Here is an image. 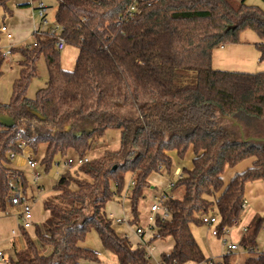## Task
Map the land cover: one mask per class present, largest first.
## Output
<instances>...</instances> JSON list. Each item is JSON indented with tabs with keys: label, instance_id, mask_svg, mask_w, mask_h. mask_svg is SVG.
Returning <instances> with one entry per match:
<instances>
[{
	"label": "trees",
	"instance_id": "trees-1",
	"mask_svg": "<svg viewBox=\"0 0 264 264\" xmlns=\"http://www.w3.org/2000/svg\"><path fill=\"white\" fill-rule=\"evenodd\" d=\"M10 1L0 0L4 15H12ZM57 3L53 24L78 54L73 69H63L55 47L58 35L48 29L34 32V46L18 49L19 75L9 101L0 103V114L14 119L12 126L0 124V212L7 208L10 175H18L23 189L27 187L23 172L10 166V154L21 153L19 140L33 153L45 145V169L68 150L85 157L107 129H119V147L59 176L44 200L48 215L43 230L36 227L33 236L23 230L25 246L13 247L9 264L95 262L96 251L81 245L91 230L116 264H148L144 247L132 246L116 233L105 205L113 199L122 202L126 192L131 222L137 223L138 202L151 185L149 177L171 171L170 152L183 160L189 150L191 167L181 168L182 177L173 186L181 187L182 195L164 203L169 217L156 216L151 241L173 239L171 251L161 254V264L214 260L205 257L191 226L203 225V215L217 216L219 229L232 226L240 220L246 184L264 180V143L235 139L223 123L264 119V71L213 69L212 53L239 43L241 32L251 30L264 61V8L245 0ZM133 3L135 10L126 16ZM40 56L47 82L29 98L27 88L37 76ZM3 62L0 53V76ZM126 108L133 113L119 114ZM246 159L251 166L225 182V170ZM129 180L133 185L128 188ZM261 223L262 218H253L239 241L249 253L241 264H264V254L256 252ZM217 264L234 263L226 253Z\"/></svg>",
	"mask_w": 264,
	"mask_h": 264
},
{
	"label": "rangeland",
	"instance_id": "rangeland-1",
	"mask_svg": "<svg viewBox=\"0 0 264 264\" xmlns=\"http://www.w3.org/2000/svg\"><path fill=\"white\" fill-rule=\"evenodd\" d=\"M40 2L48 6L44 18L47 20L45 25H41L42 18L39 16V10L37 7ZM247 4L258 5L264 8V1L262 0H245ZM28 3L29 5H23ZM57 0H12L8 7L12 15H4L3 11L0 10V21L3 25L7 27L8 31L12 35L11 40H7L4 33H0V53L5 54L10 47H14L15 50L11 54H5L4 62L2 63L1 70L2 75L0 76V103H7L11 96V89L13 81L18 77L20 67L19 60L22 59L18 49L23 47L31 46L35 41L34 28L46 30L50 27H54V13L57 8ZM77 49L70 45H65V47L59 52V62L63 69L72 70L74 67V61L76 60ZM261 64H264L262 61ZM260 64V65H261ZM37 76L32 79L27 88V97L33 98L36 91L43 88L47 82V69L45 65V60L43 56H40L36 63ZM264 71V70H261ZM119 114L127 113L132 114L133 109L126 108L120 109ZM230 131L235 133V139H241V134L238 126L235 122H223ZM240 123V122H239ZM242 131L245 137L252 136H264V119L253 120L250 124L240 123ZM119 129H107L104 135L92 142L90 150L87 152L86 156L88 159H93L99 157L105 150H115L119 147ZM45 145L39 144L36 153H33L29 148H26L23 152L17 153L14 158L10 161V166L17 168L23 172L28 185V194L33 193L37 197V200L33 206V219L38 224L39 228H43V222L48 215V212L44 209V200L53 193L52 187L54 183L58 180L59 176L67 171L74 173L78 166L74 163L70 166L66 165L68 158L73 160L76 159L77 155L74 151L68 150L63 156L54 157L53 162L50 166L45 169L44 164L41 163L43 157ZM173 154V153H172ZM30 156L36 163L33 169L29 168L25 162L26 157ZM193 158V153L190 151L187 153L183 160H179L174 156V167L176 165H184L185 163L191 165V160ZM247 160V159H246ZM173 169L169 173L163 172L161 179L163 181L175 180L176 177L173 175ZM34 173L39 174V183L43 184L46 189L42 192L37 193L30 191V187L35 186ZM157 174V173H154ZM129 177H126L128 181ZM224 181L227 180L228 174H223ZM157 189L144 190L143 197L140 198L138 202V214L139 218L137 221L138 225H146L147 217L149 215V205L154 201V195H158L162 188L160 184L154 185ZM35 190V189H34ZM172 195L174 197H180L182 195V188L178 187L172 190ZM123 205L126 207L129 204L128 200L123 201ZM130 209V204H129ZM105 210L108 214L113 217L120 216L122 219V205L121 201L113 199L106 203ZM7 211V210H5ZM244 212V209H243ZM0 212V249L8 251L12 256L15 247L16 249H22L25 246V241L22 234H12L11 230L18 228V221L10 216H3ZM112 219V217H110ZM112 226L116 233L119 235H127L128 241L132 246H136L132 240V235L130 233L131 229L134 227L131 224H117L112 219ZM129 226H131L129 228ZM212 227L206 225H192L191 230L194 235L195 240L199 244L203 254L206 258H212L214 260H220L221 256L225 253L228 254V259L234 264H241L249 253L244 251V249L238 245V249L232 252L226 250V244L223 239H226V243L234 241L229 235L221 234L220 236H212L210 233ZM29 234L33 236V230H28ZM126 232L127 234H125ZM258 242V248L261 247L262 243L260 240ZM82 246L90 248L98 252V260L95 262L82 261V264H116L115 257L102 247L99 237L95 230H91L86 235L85 239L81 243ZM154 249L152 250V256L148 260V264H159L162 253H168L173 245V239L171 237H166L164 239L157 238L153 240ZM259 250V249H258ZM258 252V251H256ZM205 264V263H204Z\"/></svg>",
	"mask_w": 264,
	"mask_h": 264
},
{
	"label": "built area",
	"instance_id": "built-area-1",
	"mask_svg": "<svg viewBox=\"0 0 264 264\" xmlns=\"http://www.w3.org/2000/svg\"><path fill=\"white\" fill-rule=\"evenodd\" d=\"M139 0H133V2H137ZM48 6L43 5L41 2L37 9L39 10L38 14L42 18L41 25H45L47 20L44 18L46 10ZM135 10L134 3L131 4L127 11H126V16H131L132 12ZM60 27L57 25H54V27L48 28L50 33H55L58 35L60 32ZM39 30L42 29H36L34 28V32H38ZM0 33H4L5 37L7 39L11 38V33L8 31L7 27L5 25H2L0 27ZM35 42L31 45L34 46ZM65 42L62 37L59 35L57 36V41L55 43V47L57 50L61 51L65 47ZM11 48L5 52V54H10ZM5 54L3 56L5 57ZM18 147L20 148V151L23 152L26 148H28L26 142L24 140H19L18 141ZM16 154L11 153L10 157L14 158ZM88 158L87 157H82L78 158L76 157L75 160L68 158L66 161V165L70 166L73 163L77 166L80 164L87 162ZM25 162L27 166L31 169H33L36 165L35 161L30 157H26ZM173 175L176 177V179H179L182 177V173L180 169H175L173 172ZM175 179V180H176ZM175 180H169L164 189L160 191L158 195H154V201H152L149 205V215L147 217V222L146 225H135L133 229V235L136 237V246H141L144 247L146 251V256L148 259L152 256V250L154 249V246L151 244V239L156 233V227H155V220L156 216H159L161 219H166L169 217V212L164 205V203L172 197V189L174 186V181ZM39 181V174L34 173V182L37 185ZM9 182L11 185V190L10 193L7 197V211H4L6 214L13 213L15 214V218L18 221V228L12 229L11 233L12 234H18L19 232L22 233L23 230L28 231L29 229H32L33 231L35 230L36 227H39L38 224L34 221L33 219V206L37 200V197L34 196L33 193L28 194V185L26 187V190L23 189L21 180L18 175L12 174L9 177ZM133 185V181L128 182V188ZM127 200L126 198V192L124 193L122 197V202ZM246 206V201L245 199L243 200L241 204L242 211ZM203 225H206L208 227H212L210 230V233L212 236H220L221 234H229V231L232 227L237 226L239 221H236L233 223L232 226H223L221 229L218 228V223H219V218L214 215H203L201 217ZM117 223H125L127 222L126 219H116ZM128 223V222H127ZM41 229V228H40ZM264 229V228H262ZM247 228L246 226L242 228L243 234L246 232ZM149 234V238L146 236ZM128 239L127 235L123 236ZM223 242L226 244V250L228 252H232L238 249L239 243L237 242H229L226 243V239H223ZM97 255L99 254L96 252ZM258 253L264 254V248H260L258 250ZM226 254V253H225ZM12 258V255L3 249H0V264H9L10 260ZM219 260H209L205 262V264H217ZM161 264V263H160Z\"/></svg>",
	"mask_w": 264,
	"mask_h": 264
},
{
	"label": "crops",
	"instance_id": "crops-1",
	"mask_svg": "<svg viewBox=\"0 0 264 264\" xmlns=\"http://www.w3.org/2000/svg\"><path fill=\"white\" fill-rule=\"evenodd\" d=\"M9 3H8V5H9ZM23 5H29V4L25 3ZM11 39H12V35H11V38L7 39V40H11ZM258 42H259V38L255 32H253L251 30H244L240 34V42L239 43L228 44V45L221 46V47L213 50L212 61H211L212 68L218 69V70L240 71V72H258V71L264 70V64H261L262 60L259 59V51L257 50V48L255 46L256 43H258ZM27 47H31V46H27ZM10 48H12V47H10ZM11 53L12 52L10 51V54ZM77 54H78V52H77ZM77 54H76V57H77ZM75 61H74V64H75ZM190 151L191 150H189L188 152H190ZM169 154L172 157V159L174 158V156L176 157L175 152H170ZM173 163H174V159H173ZM251 164H252V160L247 159V160H244L243 162H241L239 165H237L234 168H227L224 172V173L228 174V178L225 182H227L230 179V177H232L233 174H235L237 172H241L245 168L251 166ZM174 165L175 164H173L172 169H173ZM182 167L190 168L191 165H189V163L188 164L185 163L184 165H176L175 168L173 169V172L175 169L181 170ZM163 172H165V171L162 170L159 173L152 174L149 177V181L151 183L149 189H151V190L157 189L156 186H154L156 184H160L162 188L165 187L166 183L169 180L163 181V179H161ZM45 189H46V187L43 184H40L39 181H38L37 185L30 187V191H33V192L37 191V193L42 192ZM244 199L246 201V206L244 208V212L242 211V213H241L238 225L232 227L230 229L228 235H229V237H232V239H234V241H231V242L239 243L240 239L244 235L242 232V228L245 226L247 227V225L252 221L253 218L260 217V218H262V223H261L260 229L257 233L256 241L260 240V243H262L260 248H264V229H262V228H264V180L253 181V182L247 183L245 186ZM123 203L124 202H121L122 215H123L122 219H126L128 222V223L125 222L123 224H127V225L131 224V226L135 227V225H138V224L131 222L132 216L130 213L129 204L125 207L123 205ZM2 213H3L2 214L3 216H10L16 220L15 214H13V213L6 214L4 212H2ZM107 215L109 217H112V219L114 220L115 223H117L116 219H121L120 216L113 217L111 214H108V213H107ZM117 224H122V223H117ZM131 226H129V228ZM133 229H131L130 233L133 236L132 240L135 243L136 237L133 235V232H132ZM124 233L127 234L126 232H124ZM120 236H123V235L121 234ZM146 237L149 238V234ZM151 244H153V241H151ZM257 245H258V242H257ZM260 248H258V249H260ZM244 251H246V250L244 249ZM185 264H196V263L188 262ZM200 264H204V263H200Z\"/></svg>",
	"mask_w": 264,
	"mask_h": 264
},
{
	"label": "water",
	"instance_id": "water-1",
	"mask_svg": "<svg viewBox=\"0 0 264 264\" xmlns=\"http://www.w3.org/2000/svg\"><path fill=\"white\" fill-rule=\"evenodd\" d=\"M235 122V124L238 126L240 134H241V140L244 142H248V141H253V142H262L264 143V136H248L245 137L243 131H242V127L240 125L239 122L237 121H233ZM0 124L4 125V126H12L14 125V119L9 117L8 115L5 114H0Z\"/></svg>",
	"mask_w": 264,
	"mask_h": 264
}]
</instances>
